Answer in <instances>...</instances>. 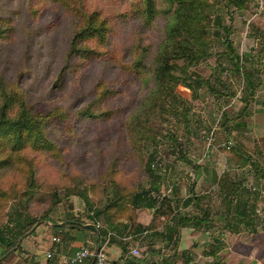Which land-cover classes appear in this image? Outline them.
I'll return each mask as SVG.
<instances>
[{
  "label": "rangeland",
  "instance_id": "1",
  "mask_svg": "<svg viewBox=\"0 0 264 264\" xmlns=\"http://www.w3.org/2000/svg\"><path fill=\"white\" fill-rule=\"evenodd\" d=\"M205 1L215 11L206 21L212 56L190 71L210 84L196 98L178 85L169 105L185 107L186 121L162 115L167 120L158 121L162 137L156 147L145 142L135 149L129 120L144 107L152 84L123 68L139 53L136 47L147 50L152 65L164 39L165 0H154L157 14L150 25L140 16L142 0H0V18L8 20L0 27V87L22 98L9 115L18 117L24 104L41 122L43 141L55 149L34 139L16 150L0 149V229L11 234L10 221L25 227L11 249L0 248V264H60L58 256L68 251L77 228L88 226L93 230L83 234L93 241L86 245L92 253L122 243L126 252L136 248L133 259L146 264H264V0H248L242 9L225 8V0ZM217 11L228 35L216 27ZM92 14L106 21L108 43L85 44L104 56L69 62L72 36ZM108 48L114 57L105 54ZM98 84L117 94L96 104ZM86 109L109 117L81 119ZM148 168L160 177L158 191H152ZM232 184L252 221L229 229ZM143 191L158 204L169 201L165 215L134 207L133 196ZM194 195L197 206L184 207ZM205 207L209 228L176 231L173 224L166 230L172 217L200 216ZM16 212H23V221ZM215 247V256H206Z\"/></svg>",
  "mask_w": 264,
  "mask_h": 264
},
{
  "label": "trees",
  "instance_id": "2",
  "mask_svg": "<svg viewBox=\"0 0 264 264\" xmlns=\"http://www.w3.org/2000/svg\"><path fill=\"white\" fill-rule=\"evenodd\" d=\"M247 1L248 0H225V8L228 9L229 7H234L236 9H242ZM165 2L167 24L164 29V39L153 57L152 65L146 63L148 56L147 50L143 49L140 51L138 47H136L135 50L139 53L136 54L132 58V61L129 64H126L123 68L124 73L129 74V77H132L133 79L140 77L142 80L145 79L147 84H152V89L149 91L146 101L143 103L144 107H141L139 113L134 115L135 118L132 117L129 120V133L132 135L130 143L135 149H140L142 143L145 142H150L153 147H156V144L158 143L157 140L162 137L159 128L160 126L158 124L162 115L166 114L177 121H186L187 109L185 107L180 111L169 105V100L176 98L174 90L178 85L190 90L192 98H196L198 90L203 86H209L210 84L207 79H203L199 74L195 73V71H190V69L197 67L200 63L205 62L212 56V40L208 31L210 25L206 23V21H208L211 15L215 12L213 6L207 4L205 0H165ZM156 14L157 8L154 0H142V13L140 16L143 18L144 23L150 25ZM215 18L216 27L221 28L219 11L216 12ZM6 23H8V20L0 18V27L6 26ZM107 26L106 21L100 20L97 14H92L86 17L81 27L74 32L72 36L68 51L69 62L74 59L90 61L97 59L100 56H104V53L89 48L85 43H88V41H95L101 47L106 46L108 43ZM221 30H224L227 35L230 33L229 27H222ZM222 42L226 45L227 51L225 54L230 55L229 51L231 43L227 37H225ZM113 51L115 50L108 48L105 54L114 57ZM229 58H231V56ZM111 60L113 61L114 59ZM68 68L69 67H67V69ZM241 68L242 65L240 66V69ZM179 71L181 77L177 75ZM243 77L246 83L249 84L251 82V75H249V73L245 72ZM0 86H2V83ZM98 89L99 92L97 94L98 98L96 104L101 103L103 100L110 99L117 94L116 91L110 88L108 89L102 84H98ZM1 96H3V101L0 102V149L10 146V148L16 150L24 146L28 140L34 139L38 144L47 147L48 151H54L53 144L51 145L49 141H43L40 136L41 122L33 120L30 117V113L24 104H20L18 117L12 118L9 115L8 109L10 106L16 105V103L19 100H22V98L18 96V94L15 96L13 94L10 97V95L5 93L4 87H0V97ZM27 113L29 114L28 116ZM79 116L81 119H107L109 117L104 111L93 113L90 109H86L79 113ZM166 120L167 119L164 118L161 119L162 122H165ZM150 155L149 160L153 161V152ZM8 163L9 162L6 161V164ZM2 165H4V162L0 161V166ZM146 174L152 179V191H158L156 182H158L160 177L155 171L151 170V168L146 170ZM213 178L214 181H217V176L215 174H213ZM229 191L232 192H228L230 197L229 203L232 208L228 209L229 218L227 216V219L229 220L226 221V228L230 229L237 225L247 226L249 222L252 221V215L251 217L248 216L249 210L246 201H242L236 197L234 184L229 187ZM196 198L198 197L194 195L192 199L184 201V207L188 204H192L196 207L199 203L197 202L199 199ZM162 201L163 204H158V199L150 197L149 191H143L136 193L133 196L132 203L136 208L143 207L155 209L158 213L161 211L160 213L165 215V211H163L165 208L164 205L169 207V201L167 199H163ZM28 203L29 200H26V204ZM21 205L25 204L22 203ZM202 210V215L200 216H174V219L172 217L171 219L173 222H168L166 230L172 231L173 224H175L174 228H176V231H178L180 227L186 226L198 228L202 225H207V228H209L211 226L208 220L209 212L206 211V207ZM22 213L16 212V214H18V219H22L21 221H23ZM41 220H45V216H43ZM19 222L20 221H18V223H13L11 221L8 222L7 227L10 224L12 225V228L15 227L11 234H8L7 230H4L6 227L0 229V248L11 249L14 239H17L25 229V227ZM218 229L222 230L223 228L218 227ZM88 230L93 229L90 226L83 229L77 228L75 240L83 242L85 240L83 233ZM104 235L106 234L104 233ZM111 243H115L114 239L111 240ZM124 245L118 243L117 246L121 250V258L127 256L124 264H142V261L133 259L134 257L128 255L130 251L126 252V247ZM218 248L219 247H215L208 250L206 256H215V250ZM90 262L91 260H86L82 264H90ZM186 262L188 263L189 260ZM45 264H55V262L47 261Z\"/></svg>",
  "mask_w": 264,
  "mask_h": 264
},
{
  "label": "built area",
  "instance_id": "3",
  "mask_svg": "<svg viewBox=\"0 0 264 264\" xmlns=\"http://www.w3.org/2000/svg\"><path fill=\"white\" fill-rule=\"evenodd\" d=\"M52 240L53 242H58V240L55 238H53ZM128 255L136 257L138 255V250L136 248H133ZM45 257L47 259H51L52 255L50 253H47ZM58 258L60 264H82L84 261H92V259H94L93 264H124V261L127 256H124L122 258L120 257L119 261L114 263L106 257L103 251L99 250L97 253H92L90 252L88 247L81 245L72 256L61 255L58 256Z\"/></svg>",
  "mask_w": 264,
  "mask_h": 264
},
{
  "label": "crops",
  "instance_id": "4",
  "mask_svg": "<svg viewBox=\"0 0 264 264\" xmlns=\"http://www.w3.org/2000/svg\"><path fill=\"white\" fill-rule=\"evenodd\" d=\"M84 239L85 240L83 242H80L78 240H75V237H73V235H72V239H70V247H68V251H66V253L64 255L65 256H70L72 253H74L75 251H77L78 248L81 245L86 246V245H89V244L93 243L92 240H91V242L89 241L90 240L89 238H84ZM98 249L100 251H103L104 254L106 255V257L110 261H112L114 263L117 262V261H119V259L121 257V250L117 246H108V247H106V245H103V246H98L96 248V251ZM142 264H146V261L145 262H142Z\"/></svg>",
  "mask_w": 264,
  "mask_h": 264
},
{
  "label": "water",
  "instance_id": "5",
  "mask_svg": "<svg viewBox=\"0 0 264 264\" xmlns=\"http://www.w3.org/2000/svg\"><path fill=\"white\" fill-rule=\"evenodd\" d=\"M54 226H56V225H54ZM99 251V249L96 251V253ZM93 261H94V259H92V261L90 262V264H93Z\"/></svg>",
  "mask_w": 264,
  "mask_h": 264
}]
</instances>
